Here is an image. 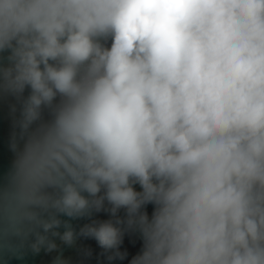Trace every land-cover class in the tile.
<instances>
[{"label":"clouds","instance_id":"obj_1","mask_svg":"<svg viewBox=\"0 0 264 264\" xmlns=\"http://www.w3.org/2000/svg\"><path fill=\"white\" fill-rule=\"evenodd\" d=\"M8 98L0 264H264V0H0Z\"/></svg>","mask_w":264,"mask_h":264},{"label":"water","instance_id":"obj_2","mask_svg":"<svg viewBox=\"0 0 264 264\" xmlns=\"http://www.w3.org/2000/svg\"><path fill=\"white\" fill-rule=\"evenodd\" d=\"M26 94L27 92L25 95ZM12 103H15L12 98L0 101V179H2L8 172L14 159V154L9 147L10 137L13 131L12 116L10 115L9 108V105ZM146 211L149 216H151L153 206L151 204L147 205ZM119 215L121 217L124 216L123 210H121ZM94 218L108 219L109 217L106 213H99L96 214ZM61 219H66V217H61ZM86 222L89 221L84 219L71 221L73 227L77 230ZM60 230L63 231V229ZM56 242L57 244H60L58 239ZM142 244L143 242L139 235L135 232L129 231L125 234L123 244L120 246L121 251H127V257L122 261L113 260L111 262L107 261L104 256L100 255L102 249H100L92 239L80 238L74 247L61 245V248L63 249L64 257L69 260L70 264H129V261L141 251ZM86 248L92 250V256L90 258L85 257L82 253V249ZM57 254V252L45 253L43 250L37 255H33L29 252L22 260L11 259L8 261V264H52V261Z\"/></svg>","mask_w":264,"mask_h":264}]
</instances>
